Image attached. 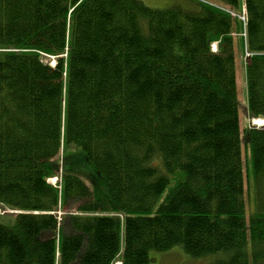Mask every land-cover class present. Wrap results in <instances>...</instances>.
<instances>
[{
    "label": "trees",
    "instance_id": "1",
    "mask_svg": "<svg viewBox=\"0 0 264 264\" xmlns=\"http://www.w3.org/2000/svg\"><path fill=\"white\" fill-rule=\"evenodd\" d=\"M222 1L245 4L246 37L196 0H0V264H150L176 246L264 264V127L246 132L249 210L235 56L241 34L264 117V0Z\"/></svg>",
    "mask_w": 264,
    "mask_h": 264
},
{
    "label": "rangeland",
    "instance_id": "2",
    "mask_svg": "<svg viewBox=\"0 0 264 264\" xmlns=\"http://www.w3.org/2000/svg\"><path fill=\"white\" fill-rule=\"evenodd\" d=\"M148 6L156 7V8H165L172 4H175L180 1H186V3H192L190 0H143ZM215 3H221L222 7L226 8L227 10H232L231 8L227 7L225 2L222 0H200L198 2L205 3V4H212ZM194 2V1H193ZM214 3V4H215ZM226 5V7H225ZM241 9L246 11V7L242 4ZM235 13L236 11L233 10ZM241 18L243 16V12L240 13ZM236 31V29H235ZM235 34V33H234ZM214 47H217V44L214 42ZM235 56H236V74H237V88H238V100H239V112H240V128H241V136H242V151H243V160H244V166H245V189H246V195H247V203H248V209L250 210L252 208V205L254 203V197H253V189L252 184L250 185V170H251V158H250V150L249 147L245 144L246 143V132L248 129L252 127L261 128L264 127V125H259L254 123V119L256 117H253L249 114V109L247 107V86H246V74H245V64H246V51L243 46V39L240 36L236 37L235 41ZM52 63L55 62L54 57L51 59ZM264 118V117H260ZM62 154V151L59 153V155ZM55 178L58 177H52L49 178V182L52 184H56L58 180H55ZM168 191V189H167ZM167 191L164 192V195L167 193ZM14 213V210L8 209V208H1L0 207V214H12ZM63 213L62 211H59V214ZM249 250L251 252V246H249ZM152 257L154 258L150 264H212L215 259L218 258L217 254L214 255H208L205 257H193L190 254H188L182 246H176L171 248L167 251H155L152 253ZM118 260L114 262L116 264Z\"/></svg>",
    "mask_w": 264,
    "mask_h": 264
},
{
    "label": "bare ground",
    "instance_id": "3",
    "mask_svg": "<svg viewBox=\"0 0 264 264\" xmlns=\"http://www.w3.org/2000/svg\"><path fill=\"white\" fill-rule=\"evenodd\" d=\"M255 124L264 125V118H255L254 119ZM61 177V176H60ZM120 263V262H119ZM114 264V263H113ZM117 264V263H116Z\"/></svg>",
    "mask_w": 264,
    "mask_h": 264
},
{
    "label": "built area",
    "instance_id": "4",
    "mask_svg": "<svg viewBox=\"0 0 264 264\" xmlns=\"http://www.w3.org/2000/svg\"><path fill=\"white\" fill-rule=\"evenodd\" d=\"M242 19H243L244 21L246 20V16H245V14H243Z\"/></svg>",
    "mask_w": 264,
    "mask_h": 264
}]
</instances>
